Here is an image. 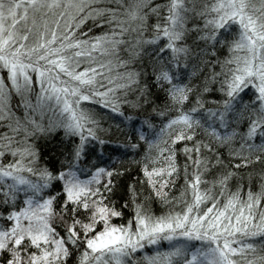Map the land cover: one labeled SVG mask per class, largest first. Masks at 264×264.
<instances>
[{
	"label": "snow or ice",
	"instance_id": "6c2138e0",
	"mask_svg": "<svg viewBox=\"0 0 264 264\" xmlns=\"http://www.w3.org/2000/svg\"><path fill=\"white\" fill-rule=\"evenodd\" d=\"M0 264H264V0H0Z\"/></svg>",
	"mask_w": 264,
	"mask_h": 264
},
{
	"label": "trees",
	"instance_id": "16d2710c",
	"mask_svg": "<svg viewBox=\"0 0 264 264\" xmlns=\"http://www.w3.org/2000/svg\"><path fill=\"white\" fill-rule=\"evenodd\" d=\"M135 174V173H134ZM149 251V254L151 253V249L148 250Z\"/></svg>",
	"mask_w": 264,
	"mask_h": 264
}]
</instances>
